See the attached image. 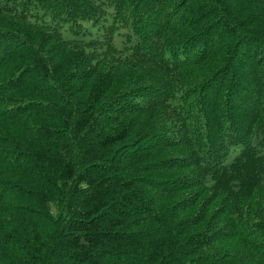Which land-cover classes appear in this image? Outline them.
Returning <instances> with one entry per match:
<instances>
[{
    "label": "trees",
    "instance_id": "16d2710c",
    "mask_svg": "<svg viewBox=\"0 0 264 264\" xmlns=\"http://www.w3.org/2000/svg\"><path fill=\"white\" fill-rule=\"evenodd\" d=\"M0 264H264V0H0Z\"/></svg>",
    "mask_w": 264,
    "mask_h": 264
}]
</instances>
